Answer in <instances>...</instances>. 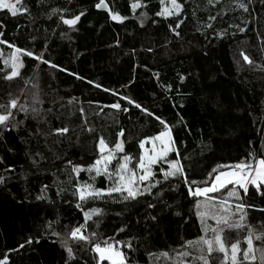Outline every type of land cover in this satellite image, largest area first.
<instances>
[{
    "label": "trees",
    "instance_id": "16d2710c",
    "mask_svg": "<svg viewBox=\"0 0 264 264\" xmlns=\"http://www.w3.org/2000/svg\"><path fill=\"white\" fill-rule=\"evenodd\" d=\"M97 2L20 0L18 8L27 11L13 16L0 10V40L7 42L0 44V104L16 98L27 109H12L9 126H0V176L5 178L0 182V260L7 258L8 264H65L61 241L72 227L85 223L84 212L93 208L101 213L87 221L84 234L95 232L99 239H67L74 256L68 264H96L90 244L104 239L130 242L131 250L119 245L129 264H173L184 242L202 234L196 198L188 195L183 177L162 180L159 171L166 164L153 166L162 182L151 195L125 201L113 193L79 201L77 183L111 186L105 175L86 170L100 155L101 137L113 148L123 130L119 139L124 150L109 169L115 170L120 154L133 157L135 164L139 141L164 130L155 118L160 117L175 142L167 159L178 154L189 181L205 180L217 165L251 159L249 152L264 157V0H177L180 13L167 18L155 15L159 0H141L145 6L135 13L131 0H106L126 17L123 22L97 10ZM53 8L67 9L66 18L81 11L84 15L69 29L60 14H50ZM8 44L42 55L57 67L21 55L19 76L6 80L11 70L3 63L11 52ZM116 102L128 111L108 107ZM65 127L66 133L54 131ZM72 165L84 170L75 174ZM226 191L209 195L222 197ZM245 203L255 205L246 209L245 227L225 229L223 237L228 246L240 241L247 248L251 228L256 259L244 261L242 253L238 258L242 264H261L264 212L258 209L264 208V197L250 186ZM208 223L215 225L211 219ZM29 238L33 242L26 244ZM150 252H167L168 258L157 260ZM222 261V253L210 257V264Z\"/></svg>",
    "mask_w": 264,
    "mask_h": 264
},
{
    "label": "snow or ice",
    "instance_id": "6c2138e0",
    "mask_svg": "<svg viewBox=\"0 0 264 264\" xmlns=\"http://www.w3.org/2000/svg\"><path fill=\"white\" fill-rule=\"evenodd\" d=\"M68 2L71 3V0H68ZM216 2L218 3L219 0H216ZM159 3V11L155 13L158 17L167 18L174 14H179L181 11V4L178 3L177 0H159ZM209 3H213V0H209ZM19 4L20 0H15L14 3L9 2V0H0V10H7V12L13 16L17 14V11L21 13L27 11L25 8H18ZM144 6L141 0H131L130 2V9L133 13ZM238 6L247 11L243 3ZM95 8L97 10H106L112 21L123 22V20L126 19V17L122 16L119 12L111 10L106 0H98V2L95 3ZM66 11L68 10L53 8L50 14H60L62 23L68 26L69 29H72L77 25L81 16L84 15V12L81 11L78 14L72 15L70 18H66L64 16ZM140 16L144 17L146 13L141 12ZM210 19H215V17H210ZM169 27L171 28V25ZM178 27H180L179 23L176 25V28ZM172 30L175 31L174 28ZM241 31H243V29H241ZM5 43L7 42L0 40V44ZM8 47L11 49V52L3 63L5 67L10 66L11 70L3 77L6 80H12L19 76V70L23 67L20 59L21 55L33 57L38 61L49 64L53 68L57 67V65L44 60L42 55H34L33 52L21 49L12 44H8ZM241 55L244 54L241 53ZM244 60L250 62L247 56H244ZM181 80H183V77H181ZM96 86L99 87V85ZM105 91L108 90L105 89ZM113 95H117V93L113 92ZM119 99L126 100L129 105H135L136 108H139L150 116L153 115L130 97L120 96ZM35 102L39 103L40 101L36 100ZM108 107L125 112L128 111L127 108H122L119 102L113 103ZM0 109L4 110V114H0V126L6 128L9 126V120L14 118L12 109L27 111L23 105H18L16 98L10 99L7 105L0 104ZM32 111L38 113L39 110L32 108ZM155 118L164 126V130L154 137L139 141V148L141 151L139 153V159L134 167H130L133 157L125 154L119 157V162L114 171L109 169V165L117 159L116 153L123 152L124 150L123 142L119 139V137L123 135V130L118 133V139L113 148H109L105 140L101 137L97 144L100 155L86 170L89 173L94 171L96 176L105 175L111 181V186L101 189L95 188L93 184L90 183H77L75 185L74 195L78 196L79 201L99 199L104 196H110L113 193L120 194L125 201L135 200L137 197L145 194L151 195L152 189L162 182L156 179L153 166L166 164V168L163 166L160 167L159 174L162 180L167 181L170 178L176 177L184 178V184L188 188V195L196 198L195 214L200 221L202 233L197 238L184 242L181 246L183 250L176 253L178 259H174L173 264H193V261H199L200 264H210V257L214 252L223 254L222 264H229V261L230 264H242L238 258L241 253L243 254L244 261L255 260V255H252L253 240L251 238V228H249V236L245 237V243H247L248 247L243 249L240 247V241L233 242L230 246L226 245L223 233L225 229L239 230L245 227L246 209L255 208V205L245 203V197L249 194L250 186L255 189L257 195L264 197V157L257 158L252 152H249L248 156L251 157V159H241L235 163L217 165L216 168H213L211 172L208 173V178L205 180L199 182L195 180L189 181L180 163L179 155L177 154L175 160L167 159L169 153L175 151V142L172 138L170 126L160 117ZM54 131L55 133H66L68 129L65 127L62 129H55ZM146 143L152 144L150 150L145 149ZM68 163L71 164V161ZM82 170L84 169H82L81 166L72 165L73 173L79 174ZM95 178V176H90V179L93 181ZM4 179L3 176H0V182H3ZM229 185H231L230 189L228 188ZM221 190H227L226 194L222 197L209 195L210 193H220ZM156 195L159 196L160 194L156 193ZM37 199H41V197L38 196ZM77 206L80 207L79 204ZM148 207L152 208L154 205L149 203ZM258 210L264 212V208ZM100 213V208H93L85 211V223L72 227L71 231L67 233V238L61 241V246L67 252L68 260L74 259V256L72 248L67 244V239L85 242H89L93 237L99 239L95 232L89 233L88 235H85L84 232L87 231V221L91 220L93 215H99ZM152 219H155V217H152ZM209 219L214 220L215 225H210L208 223ZM48 227H51V225L49 224ZM118 231H123V229H119ZM209 233H211V235H208ZM52 235L58 238L60 237V233L57 232H53ZM256 238L261 239V236H257ZM32 242L31 238H29L25 243L31 244ZM122 243L123 247L129 250L133 247L130 242H121L119 240L109 242V239H104L102 243H91V251L95 253L97 257L96 264H101L102 261H108L109 264H129L128 256L121 250V247H119ZM20 247L23 248L24 245L22 244ZM193 252H198L199 255L193 256ZM148 256H155L158 260L160 256L168 258V253L161 252L159 256H156V254L150 252ZM188 257H192V260H187L186 258ZM68 260L65 261V264H68ZM0 264H8L7 258L0 260ZM261 264H264V253L261 255Z\"/></svg>",
    "mask_w": 264,
    "mask_h": 264
},
{
    "label": "rangeland",
    "instance_id": "374dc122",
    "mask_svg": "<svg viewBox=\"0 0 264 264\" xmlns=\"http://www.w3.org/2000/svg\"><path fill=\"white\" fill-rule=\"evenodd\" d=\"M9 2H15V0H9ZM10 67V66H9ZM156 136V135H155ZM154 137V136H153ZM158 143V142H157ZM151 147H152V144L151 143H146L145 144V149L146 150H150L151 149ZM123 154H120V156H122ZM120 156H118V159H119V157ZM116 157H117V153H116ZM111 165V164H110ZM110 165H109V167H110ZM116 166H117V164H116ZM135 166V164L134 163H132L131 162V164H130V167H134ZM111 170V169H110ZM113 171V170H112ZM94 172V171H93ZM109 180V179H108ZM109 182H110V185H111V181L109 180ZM211 196V195H210Z\"/></svg>",
    "mask_w": 264,
    "mask_h": 264
}]
</instances>
